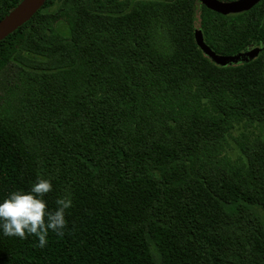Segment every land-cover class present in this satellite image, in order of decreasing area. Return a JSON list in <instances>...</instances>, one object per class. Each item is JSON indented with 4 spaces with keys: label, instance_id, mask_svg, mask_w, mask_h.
<instances>
[{
    "label": "trees",
    "instance_id": "1",
    "mask_svg": "<svg viewBox=\"0 0 264 264\" xmlns=\"http://www.w3.org/2000/svg\"><path fill=\"white\" fill-rule=\"evenodd\" d=\"M38 176L64 235L0 264H264V0H47L0 41V198Z\"/></svg>",
    "mask_w": 264,
    "mask_h": 264
},
{
    "label": "clouds",
    "instance_id": "2",
    "mask_svg": "<svg viewBox=\"0 0 264 264\" xmlns=\"http://www.w3.org/2000/svg\"><path fill=\"white\" fill-rule=\"evenodd\" d=\"M52 190L51 179L38 176L28 190L16 189L0 198V234L20 239L35 237L41 249L48 244L50 233L62 237L73 199L70 193L59 196L55 208L50 209L45 196Z\"/></svg>",
    "mask_w": 264,
    "mask_h": 264
},
{
    "label": "water",
    "instance_id": "3",
    "mask_svg": "<svg viewBox=\"0 0 264 264\" xmlns=\"http://www.w3.org/2000/svg\"><path fill=\"white\" fill-rule=\"evenodd\" d=\"M23 0L5 19L0 22V41L13 33L41 9L47 0H32L25 5L18 15L11 17L12 13L24 2ZM208 8L222 14L239 13L251 9L261 0H200ZM196 41L202 51L218 65L228 66L248 63L261 51L260 47L238 52L231 55L217 54L205 41L201 31L196 32Z\"/></svg>",
    "mask_w": 264,
    "mask_h": 264
},
{
    "label": "bare ground",
    "instance_id": "4",
    "mask_svg": "<svg viewBox=\"0 0 264 264\" xmlns=\"http://www.w3.org/2000/svg\"><path fill=\"white\" fill-rule=\"evenodd\" d=\"M32 0H25L13 13H12V15H11V17H13V16H16V15H18L19 14V12L21 11V9H23V7L25 6V5H27L28 3H30Z\"/></svg>",
    "mask_w": 264,
    "mask_h": 264
}]
</instances>
